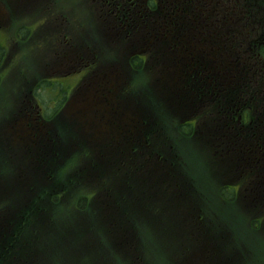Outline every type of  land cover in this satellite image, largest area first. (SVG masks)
I'll return each instance as SVG.
<instances>
[{
  "label": "trees",
  "instance_id": "trees-1",
  "mask_svg": "<svg viewBox=\"0 0 264 264\" xmlns=\"http://www.w3.org/2000/svg\"><path fill=\"white\" fill-rule=\"evenodd\" d=\"M101 1L104 0L96 2ZM158 1L155 11L156 0H137V8L154 11L148 12L151 14L133 12L124 19L112 12L101 14L102 25L116 17L124 30L123 37H132L137 32L138 44L141 43L123 63L128 77L119 89L122 98L130 93L135 109L141 110V130L138 138L134 140L137 134L132 137L135 148L132 150L131 146L128 150L132 155H123L116 170L134 167L133 156L143 147L140 139L150 143L156 138L153 135L162 138L167 135L174 149L182 153L177 160H171L174 171L183 173L194 186L197 183L203 202L198 195L199 210L178 215L171 222V207L153 215L140 213L142 222L150 226L158 239L152 252L163 253L167 264H176L189 251L200 252L196 264H264V74L261 80H255L240 68L228 77L219 73L225 48L231 60L243 51L248 57L259 60L264 57V38L249 51L248 39L255 36V30L245 31L251 23H262L258 9L254 0ZM164 48L169 53L155 59L158 49ZM150 58L155 60L149 62ZM112 66L120 68L121 63L115 60ZM149 70L156 73L150 74ZM168 91L176 96L182 109L175 110L162 103L158 95ZM207 101L210 104L201 109L195 106ZM21 116L18 111L5 123L12 126ZM10 136L5 135L7 141ZM123 139L122 143L112 139L103 152L117 158L124 145H130L131 135L126 134ZM195 139L205 143L198 157L213 168L214 187H208L209 181L195 179L187 170L183 154ZM53 141L50 135V143L44 148H49ZM35 147L33 140L25 142V152L31 161L38 159ZM11 150L18 155L17 149ZM84 154L90 156L86 150ZM38 155L41 165L36 163L29 181L22 173H18L19 178L8 173L14 167L10 157L4 162L0 159V264H84L86 258L90 264H112L110 256L125 246L116 239L114 196L107 203L90 199L81 178L86 175L88 179L94 169L100 171L101 160L94 159L85 170L88 174L76 172L72 180L59 167L51 173L48 157L42 150ZM158 155L160 160L164 159V165L169 163L165 155ZM77 156L82 153L75 152L71 159ZM215 161L229 167L231 172L219 178ZM106 172L100 175L102 182L95 186L100 190L104 182L103 186L115 191L111 175ZM146 173L149 174L147 170ZM150 173H155L153 166ZM122 224L133 225L135 232L140 229L131 215H125ZM168 226L185 251L176 250L174 240L165 231ZM133 245L139 249L140 262L154 264L140 238Z\"/></svg>",
  "mask_w": 264,
  "mask_h": 264
},
{
  "label": "rangeland",
  "instance_id": "rangeland-1",
  "mask_svg": "<svg viewBox=\"0 0 264 264\" xmlns=\"http://www.w3.org/2000/svg\"><path fill=\"white\" fill-rule=\"evenodd\" d=\"M16 2L18 7L24 5L28 0H13ZM42 1V0H39ZM6 0H0V29L2 30L1 34V41L3 44L7 45L5 50L0 49V84L3 82V72L1 66L6 61L7 57L12 53L19 54L26 43L30 40L29 36L31 34V27L27 25L18 23L16 24L13 29V34L8 30L6 27V23L9 22L13 24L11 12L5 5ZM54 3V0H51ZM78 0H60V3L67 6L72 7L73 11L76 10ZM38 3V2H37ZM63 12L62 11H54L51 14L43 16L36 24L32 27L38 28V30L46 29L48 27H55L59 29L58 39L52 42H48L47 40H41L40 44V51L38 56L35 59V63L32 64L34 58L32 56H28L26 60L18 57L14 60L15 64H20L21 66L24 65V73L30 71L32 68V73L29 75L28 80L31 87L34 90H20L15 101V108H20L25 111V114L28 116L26 111L27 105H31V103H35L39 101L42 106L44 112L48 113L49 115L54 114L57 109H60L62 105L57 104L54 105L53 108L49 107L55 99H61L63 95H69L71 89L66 86L65 90L62 89H54L52 95L50 94V90H47L45 86L46 83L43 81L45 77H58L56 75V71L60 70L62 63L66 61V57L62 55L58 51V46L64 45L65 43H61L63 39V34L67 31L64 30V25L61 20L57 18H62ZM161 23V22H160ZM30 28V29H29ZM80 27H78L79 29ZM105 37L110 39H119L120 36L123 34V28L117 24H109L103 25ZM28 31H30L26 38L17 37V33L21 36L25 35ZM79 30L73 31L71 33L77 34ZM264 28H261L260 32H263ZM264 34V33H263ZM138 34L135 32L134 36L130 39L126 40V45L128 47L138 46L137 38ZM264 37L262 35V40ZM4 47V45H1ZM78 50L76 48H71V66H75L74 68L77 69L78 64H76L75 57L79 56ZM43 60V64L39 65L38 61ZM111 64V63H108ZM72 68V69H74ZM79 68V67H78ZM19 68H10L12 73L14 74V79L17 80L20 78L16 72ZM67 75V74H66ZM127 72L123 69L115 68L111 65H107V75L106 72L102 75H94V78L88 80L87 85H84L79 91L72 90L69 96L70 105L67 109V116L70 120L75 123L78 127L77 130L81 132V135H84L88 138L90 143H96L101 140L107 139V137H116L124 132L125 128L131 125V119L129 116L132 114V103L125 102L120 94H112L114 92V87L121 84L127 77ZM78 78L75 72L70 73V79L66 82L68 85H73L75 80ZM41 88V89H39ZM88 89V90H86ZM77 91V92H76ZM126 92V91H123ZM6 97H7V90H2L0 92V114L1 110L6 106ZM67 100V99H66ZM79 103H82V107H79ZM128 105L130 109H128ZM86 109V110H84ZM100 109V110H97ZM14 112V111H13ZM137 110H134L133 116H136ZM30 117V116H28ZM30 119V118H29ZM61 121L65 119L60 117ZM80 121L82 124H80ZM12 123H4L0 128V139L4 142H7L5 135L9 134L12 135L15 132L18 135H30L33 136L34 132L31 129V125H28L24 119H20L16 122L15 129L10 128ZM133 129L137 130L139 128V124L133 121ZM8 127V128H7ZM41 128L42 131L46 130L45 126H38ZM6 128V129H4ZM159 131V128L158 130ZM29 137H20L16 136L14 140L11 142L12 147L18 148L23 147L25 144V140ZM76 141V139L74 140ZM182 146L185 144L182 143ZM79 148V146H77ZM170 145L168 141H166L164 148L159 147L157 144L154 145V151H157L160 154L168 156L172 159V153L169 152ZM180 151V149H178ZM202 152V149L199 144L196 142H192V144L188 145V150L183 154L185 159L186 165L188 169L194 174L196 178H200L203 181H212L213 179V168L211 166H207V163L202 161L199 154ZM145 154H143L144 156ZM194 157V161H193ZM79 158V156H77ZM74 158H67L69 162L62 166L61 169L66 171V173H70L79 162V159ZM150 163H158L156 160L148 159ZM66 161V160H65ZM206 171V174L204 172ZM211 174V175H210ZM19 178V174H17ZM117 181H120L118 179ZM96 184L93 183L90 187L95 186ZM87 192H91L90 189H86ZM88 195H92L91 193ZM101 200H105L102 194H97L95 197L96 202H101ZM72 208L70 207V210ZM138 220L142 219L140 214L136 215ZM195 217H192L194 220ZM147 227V230L145 228ZM136 233L138 238H140L144 245L147 247V254L150 259H152L154 264H167V259L163 253L160 252H152V248L157 243L158 239L155 236L154 231L149 226H142L141 229L136 228ZM186 246V245H185ZM187 247V246H186ZM190 252V251H189ZM184 253V262L183 264H192L194 262H198L200 260V252L195 253ZM112 264H129L125 260V256L122 254H114L109 258ZM84 264H90L88 258L84 260Z\"/></svg>",
  "mask_w": 264,
  "mask_h": 264
},
{
  "label": "flooded vegetation",
  "instance_id": "flooded-vegetation-1",
  "mask_svg": "<svg viewBox=\"0 0 264 264\" xmlns=\"http://www.w3.org/2000/svg\"><path fill=\"white\" fill-rule=\"evenodd\" d=\"M53 10V8L51 7H47L45 9V12H46V15L48 14H51V11ZM58 20H61L63 25H64V30L68 31V25H67V16L64 14L62 16V18H57ZM36 24V23H34ZM0 26H2V23H0ZM31 34L29 36L30 38V41L33 42L34 44H36L37 46V49L40 51V44H41V40H47L48 42H52V41H55L58 39V35H59V29L55 28V27H48L46 29H41V30H38L37 26L34 27L32 30H31ZM30 31H28L29 33ZM28 33L25 35V36H21L19 33L16 34L17 37H21V38H26ZM1 34H2V31L0 30V37H1ZM63 39L61 41V43H65L64 45H60L58 46V51L60 53H62V55L64 57H66V62L70 60V56L71 55V45H72V41L70 39V37H68L66 35V33L63 34ZM17 58V54L16 53H12L8 56V60L5 62V64L3 65V68H20L21 65L20 64H15L14 63V60ZM65 61L62 63V67L61 68H64L65 66ZM38 64L39 65H42L43 64V60H39L38 61ZM21 86L19 87V90H30V87H29V81H28V76L27 75H24L21 79ZM31 107L33 108H36V106L34 105H31ZM36 112H38V110L36 109Z\"/></svg>",
  "mask_w": 264,
  "mask_h": 264
}]
</instances>
